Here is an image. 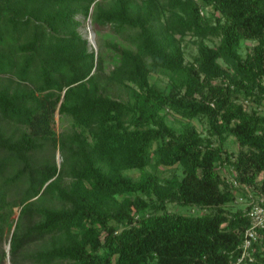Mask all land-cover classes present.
Masks as SVG:
<instances>
[{"label": "trees", "instance_id": "16d2710c", "mask_svg": "<svg viewBox=\"0 0 264 264\" xmlns=\"http://www.w3.org/2000/svg\"><path fill=\"white\" fill-rule=\"evenodd\" d=\"M78 14L109 29L98 49ZM160 71L168 90L150 79ZM263 80L264 0H0V242L11 233L0 264H231L250 217L218 165L264 189ZM169 111L189 120L176 127ZM56 112L72 128L57 133ZM176 163L182 177L146 169ZM261 231L248 264H264Z\"/></svg>", "mask_w": 264, "mask_h": 264}, {"label": "rangeland", "instance_id": "374dc122", "mask_svg": "<svg viewBox=\"0 0 264 264\" xmlns=\"http://www.w3.org/2000/svg\"><path fill=\"white\" fill-rule=\"evenodd\" d=\"M207 8L211 10V7H207ZM78 17L83 19V23L79 27L80 30L82 31V33H84L89 38L91 47L98 49L99 43H102L104 41L105 36L106 37L110 36L109 29L107 27L102 28V29H97L96 25L92 22L91 18L84 19L82 14H78ZM111 37L115 38L116 35L113 34ZM208 41L211 44L218 43L219 37H214L212 38V40L209 39ZM256 43H257V40L255 39H251V38L243 39L240 45V51L245 55L246 52L250 50ZM184 46H185V51H186V57L188 60H191L194 54H196L198 51L197 44L194 41V36L190 34L186 35L185 40H184ZM220 61L223 62L222 59H220ZM113 66H114V61L108 60L106 62V70H109ZM150 79L152 82L165 88L166 90H168L171 86L169 75L165 71L152 72L150 74ZM262 84L264 85V80ZM261 89L263 90L261 91L264 93V89L263 88ZM111 91L114 93L116 92V94L123 96V97L128 95V89H126V87L123 84H119V83H115L111 85ZM258 109L261 112L262 110L264 111V100L258 105ZM168 119L176 127H180L182 123L189 120L172 111H169ZM191 121L199 128V130L201 131L204 137H208L209 122L205 116H202V117L197 116L195 118H192ZM72 125H73L72 120L70 119L69 116H61L59 112H56L55 122L53 126L57 133H60L65 128H68V129L72 128ZM226 146L230 151H234L235 154L233 157H236L238 150L240 149V144L238 143V141L236 140L234 136H230L227 139ZM47 153L49 154L50 150ZM55 158L58 162L62 160V156H61L59 148L55 150ZM218 167H219L218 168L219 172L224 178V181L227 183V186L233 189L236 194V198L233 203L234 207H239V206L246 207L247 201H248L247 197L249 196L248 190H250L251 188L254 189L255 188L254 185L248 182L239 184L240 182L238 180L237 181L239 183H237L236 176H235L237 174V170L234 167V165L229 163L227 160L221 161ZM146 169L157 172L161 177H167V176H173V175H178L179 177H182L184 174V165L181 163H176L174 165L150 164L146 167ZM125 172L134 178H139L142 170L138 168H134V169H127ZM48 202L52 203V201H48ZM55 204L58 205L60 204V202L55 200ZM20 208H21L20 205H16L14 207V212L11 215L13 219L18 218L20 214ZM167 208L170 211L189 213V214H202L206 212L207 210H209L208 207L206 208V207H201L195 204H182V203H176V202H169L167 205ZM10 235L11 233L7 229L4 239L0 242V249L4 248L6 251H9ZM25 263L30 264V260H26ZM67 263H68L67 261L61 260V261H57L51 264H67ZM4 264H11L9 255L6 257Z\"/></svg>", "mask_w": 264, "mask_h": 264}, {"label": "built area", "instance_id": "2783aa9c", "mask_svg": "<svg viewBox=\"0 0 264 264\" xmlns=\"http://www.w3.org/2000/svg\"><path fill=\"white\" fill-rule=\"evenodd\" d=\"M246 101H248L246 99ZM262 112H264L262 110ZM238 179L236 178V182ZM241 184V183H239ZM253 185V184H252ZM249 191L247 197V215L250 223L245 228L244 238L239 244L240 254L231 264H248L255 259L256 243L261 242L262 229L264 228V189L254 186Z\"/></svg>", "mask_w": 264, "mask_h": 264}]
</instances>
